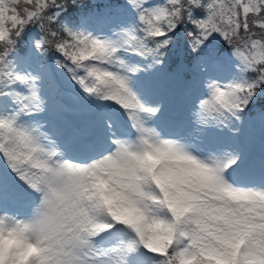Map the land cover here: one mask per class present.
Wrapping results in <instances>:
<instances>
[{
    "label": "snow or ice",
    "instance_id": "obj_1",
    "mask_svg": "<svg viewBox=\"0 0 264 264\" xmlns=\"http://www.w3.org/2000/svg\"><path fill=\"white\" fill-rule=\"evenodd\" d=\"M262 102L264 0H0V264H264Z\"/></svg>",
    "mask_w": 264,
    "mask_h": 264
},
{
    "label": "rangeland",
    "instance_id": "obj_2",
    "mask_svg": "<svg viewBox=\"0 0 264 264\" xmlns=\"http://www.w3.org/2000/svg\"><path fill=\"white\" fill-rule=\"evenodd\" d=\"M226 49V48H225ZM169 70L172 72H175L176 75V79H174L170 84H169V88L174 92L176 89L180 88L183 86V83L189 79V77L186 75L185 71L188 70L191 73V78L193 80V83L195 82V79L197 77V73L194 69L192 68H185L183 71L178 72L176 69V64H172V67L169 66ZM59 78L64 81L65 83V87L71 88L72 86L66 81L64 80L63 75L61 74L59 76ZM168 106H169V115L170 117L175 120L180 116H183V113H186L187 115V109L186 107L181 106L180 104H178L176 102V100L174 99V97L171 99V101H168ZM264 106V104L262 105ZM260 110H264V107H257V112H259ZM179 113H181V115H178ZM250 115H251V110H250ZM187 117V122L185 123V127L184 129L181 131L184 135L186 136H197L198 132L196 130V128L194 126H192L189 122H188V116ZM253 119H255V117L253 116ZM254 135H255V139H254V146L256 148V150H259V145H260V139H261V133H260V127H259V122H258V118H257V122H256V127L254 130ZM243 133L241 134V137H243ZM229 137V134L225 131H220L217 129H209L206 133H204V139L206 142H221L224 141L225 139H227ZM8 170L6 168V166L4 165L3 161L0 160V173H7ZM258 180V176L256 177ZM237 180L239 181H246L247 178L243 177V176H237L236 177ZM12 186L14 189L19 187V182L18 181H13L12 182Z\"/></svg>",
    "mask_w": 264,
    "mask_h": 264
},
{
    "label": "trees",
    "instance_id": "obj_3",
    "mask_svg": "<svg viewBox=\"0 0 264 264\" xmlns=\"http://www.w3.org/2000/svg\"><path fill=\"white\" fill-rule=\"evenodd\" d=\"M224 48H227V45H223ZM173 62H175V58H173Z\"/></svg>",
    "mask_w": 264,
    "mask_h": 264
},
{
    "label": "bare ground",
    "instance_id": "obj_4",
    "mask_svg": "<svg viewBox=\"0 0 264 264\" xmlns=\"http://www.w3.org/2000/svg\"><path fill=\"white\" fill-rule=\"evenodd\" d=\"M255 133V132H254ZM254 139H255V135H254ZM255 144V143H254Z\"/></svg>",
    "mask_w": 264,
    "mask_h": 264
}]
</instances>
